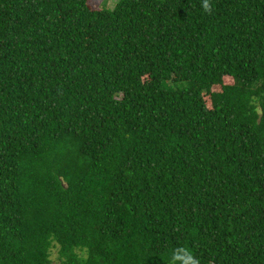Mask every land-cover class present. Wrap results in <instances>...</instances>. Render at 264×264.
I'll return each mask as SVG.
<instances>
[{"label": "trees", "instance_id": "obj_1", "mask_svg": "<svg viewBox=\"0 0 264 264\" xmlns=\"http://www.w3.org/2000/svg\"><path fill=\"white\" fill-rule=\"evenodd\" d=\"M104 1L0 0V264H264V0Z\"/></svg>", "mask_w": 264, "mask_h": 264}, {"label": "rangeland", "instance_id": "obj_2", "mask_svg": "<svg viewBox=\"0 0 264 264\" xmlns=\"http://www.w3.org/2000/svg\"><path fill=\"white\" fill-rule=\"evenodd\" d=\"M119 0H105L104 3L108 4L109 6H115V4L118 2ZM53 258L58 261L59 257H58V248L54 249L53 251Z\"/></svg>", "mask_w": 264, "mask_h": 264}, {"label": "clouds", "instance_id": "obj_3", "mask_svg": "<svg viewBox=\"0 0 264 264\" xmlns=\"http://www.w3.org/2000/svg\"><path fill=\"white\" fill-rule=\"evenodd\" d=\"M203 7L205 10H210V4L208 3V0H205ZM193 264H196V262L194 261Z\"/></svg>", "mask_w": 264, "mask_h": 264}]
</instances>
